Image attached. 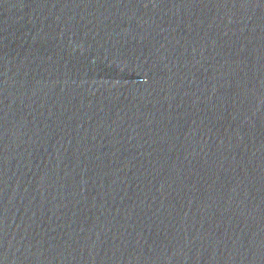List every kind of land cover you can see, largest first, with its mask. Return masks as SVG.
Listing matches in <instances>:
<instances>
[{
	"label": "water",
	"instance_id": "obj_1",
	"mask_svg": "<svg viewBox=\"0 0 264 264\" xmlns=\"http://www.w3.org/2000/svg\"><path fill=\"white\" fill-rule=\"evenodd\" d=\"M0 264H264V0H0Z\"/></svg>",
	"mask_w": 264,
	"mask_h": 264
}]
</instances>
